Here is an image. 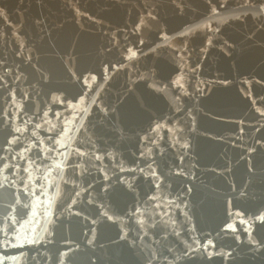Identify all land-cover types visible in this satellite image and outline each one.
I'll return each mask as SVG.
<instances>
[{"label":"water","instance_id":"water-1","mask_svg":"<svg viewBox=\"0 0 264 264\" xmlns=\"http://www.w3.org/2000/svg\"><path fill=\"white\" fill-rule=\"evenodd\" d=\"M261 216L264 0H0V264H264Z\"/></svg>","mask_w":264,"mask_h":264},{"label":"snow or ice","instance_id":"snow-or-ice-1","mask_svg":"<svg viewBox=\"0 0 264 264\" xmlns=\"http://www.w3.org/2000/svg\"><path fill=\"white\" fill-rule=\"evenodd\" d=\"M133 55H134V53H133ZM259 219L264 220V216L259 217Z\"/></svg>","mask_w":264,"mask_h":264}]
</instances>
